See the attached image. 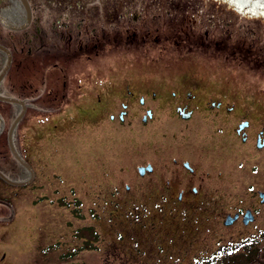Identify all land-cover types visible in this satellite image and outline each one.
I'll return each mask as SVG.
<instances>
[{
  "label": "flooded vegetation",
  "instance_id": "obj_1",
  "mask_svg": "<svg viewBox=\"0 0 264 264\" xmlns=\"http://www.w3.org/2000/svg\"><path fill=\"white\" fill-rule=\"evenodd\" d=\"M186 4L0 0V161L6 164L8 148L28 169L12 149L24 160L27 133L47 128L50 138L66 129L58 125L117 137L129 158L121 168L126 177L120 184L98 182L96 189L112 202L115 196L108 213L119 212L121 198L130 228L150 232L149 240L137 238L154 244L152 264H168V258L195 264L203 249L187 250L186 261L180 243L212 244L196 235L200 225L215 233L220 226L232 228L233 242L264 234V199L228 208L224 190L233 163L239 168L247 162L251 171L264 166V98L241 95L230 78L257 67L264 77V40L255 38L246 20L230 15V1L218 7L212 2L208 13L200 1ZM169 51L177 63L155 59ZM227 215L232 219L224 223ZM66 227L52 240L40 236L32 244H47L44 256L57 253L65 259L60 264H87L79 253L91 244H117L101 241L100 227ZM88 228L94 231L89 238Z\"/></svg>",
  "mask_w": 264,
  "mask_h": 264
},
{
  "label": "rangeland",
  "instance_id": "obj_2",
  "mask_svg": "<svg viewBox=\"0 0 264 264\" xmlns=\"http://www.w3.org/2000/svg\"><path fill=\"white\" fill-rule=\"evenodd\" d=\"M173 1L175 3L178 1L183 5L189 3L190 6H194L195 2L200 1V6L207 13L212 2L215 1L218 7L222 1H230L232 10H230V15L246 20L249 23L247 27L254 29V35H257L255 38H259L260 43L264 40V0ZM155 55V59L158 57L166 60L165 64L177 63L174 52L169 51L161 55L155 53ZM177 57L180 58V56ZM230 61L233 64V60ZM234 66H237L236 63ZM261 69V67H257L256 71L259 72ZM257 72L253 73L248 70L234 74L232 77L230 74L234 90L249 99L264 98V77H261ZM27 115H29V111ZM27 119L25 117L23 121L24 126ZM55 122L58 121L56 119L51 121L48 127L53 128ZM70 124L67 126L58 125V129L62 127L66 129L62 132L55 130L56 132L52 136L50 135V138L46 132L47 128L38 134L36 132V134L27 133L24 141L27 152L24 151V159L33 165L36 175L35 179L29 181V184L15 186L0 180V230L2 231L0 233V264L65 263V259L57 253L44 256L47 244H39L40 247L37 248L36 244H32V242L39 240L40 236L44 241L52 240L54 234L58 235L59 231L68 230L66 226H80L81 224H86L90 228L93 225L97 228L100 227L98 228L99 232L103 235L101 241L117 243L91 244L90 247L79 253L87 264H101V251H103V264H152L153 261L151 262L149 258L155 256L150 254L153 252L154 244H141L138 240V238L141 242L149 240L150 232L141 227L133 230L130 228L129 219L121 205V198L118 199L119 212L108 213V209H111L116 203L114 202L116 201L115 196H110L112 202L105 199L103 193L100 194L96 189L98 182L109 181L116 184L121 182L122 177H126L121 172V168L129 164V158L123 152L125 151L123 143L121 144L117 137L95 135L90 131L85 133L80 127ZM57 137L59 138L57 139ZM3 151L6 161V164L0 161L3 173L13 180L28 177L29 171L16 161L10 150L4 148ZM260 162L264 165V161L260 160ZM247 165L249 163L244 162L241 167L236 168L235 164H232L231 180L224 189L227 193L224 197L230 201L228 208L243 205L247 199L248 202H252L259 198L256 195L257 189L264 188V166L261 168L258 166L256 171H251L253 168H249ZM103 171L105 173H102ZM109 177H111L110 180ZM42 184H49L51 188L54 186L52 190L54 191L56 188V192H49L47 186L41 187ZM109 190L111 191V188ZM57 191L61 192L64 198L58 197L60 193L56 194ZM90 193L94 195H90ZM105 195L109 196L108 193ZM51 199H55L56 207L51 205ZM80 200L81 203H79ZM79 209L86 210V218L80 216ZM261 211L264 215V205ZM200 227L196 235L203 237L205 243L208 240L212 241V244H195L197 241L190 245L186 241L180 243V246L184 248L183 256L186 261L190 257V255H186L189 250L200 248L204 250V252H199V259L195 264L202 260V256L210 254L219 245L218 242L230 243L234 240L229 236V233L234 231L232 228L220 226L217 227L215 233L212 229L203 231V227L201 225ZM90 228L87 232L88 238L94 232ZM77 232L76 236L78 237L80 235L79 228H77ZM132 232L136 236H132L130 239ZM72 245L79 247V244ZM133 256L135 261L131 262ZM171 263V259L168 258V264ZM156 264H160V261Z\"/></svg>",
  "mask_w": 264,
  "mask_h": 264
},
{
  "label": "trees",
  "instance_id": "obj_3",
  "mask_svg": "<svg viewBox=\"0 0 264 264\" xmlns=\"http://www.w3.org/2000/svg\"><path fill=\"white\" fill-rule=\"evenodd\" d=\"M197 264H264V234L257 240L219 244Z\"/></svg>",
  "mask_w": 264,
  "mask_h": 264
},
{
  "label": "water",
  "instance_id": "obj_4",
  "mask_svg": "<svg viewBox=\"0 0 264 264\" xmlns=\"http://www.w3.org/2000/svg\"><path fill=\"white\" fill-rule=\"evenodd\" d=\"M12 149V148H11ZM12 152H13V154L15 155V157L18 159V160H20V161H22L24 164H25V166H27L28 168H29V170H30V177H32V169L29 167V165L25 162V161H23L14 151H13V149H12ZM0 177L4 180V181H6V182H8L9 184H13V185H19V184H25V183H27L30 179L28 178V179H26V180H24V181H14V180H11V179H9V178H7L4 174H2L1 172H0ZM259 196L261 197V199L263 200L264 199V192H259ZM249 211H246V213H248ZM231 217H230V215H227L226 216V219L224 220V223H229L230 221H231Z\"/></svg>",
  "mask_w": 264,
  "mask_h": 264
}]
</instances>
